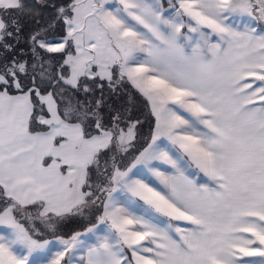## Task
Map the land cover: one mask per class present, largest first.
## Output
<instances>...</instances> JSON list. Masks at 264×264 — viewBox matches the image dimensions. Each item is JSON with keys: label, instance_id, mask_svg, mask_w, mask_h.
Instances as JSON below:
<instances>
[{"label": "snow or ice", "instance_id": "6c2138e0", "mask_svg": "<svg viewBox=\"0 0 264 264\" xmlns=\"http://www.w3.org/2000/svg\"><path fill=\"white\" fill-rule=\"evenodd\" d=\"M0 264H264V0H0Z\"/></svg>", "mask_w": 264, "mask_h": 264}, {"label": "trees", "instance_id": "16d2710c", "mask_svg": "<svg viewBox=\"0 0 264 264\" xmlns=\"http://www.w3.org/2000/svg\"><path fill=\"white\" fill-rule=\"evenodd\" d=\"M31 2V0L29 1ZM56 2H63V0H56ZM53 15L52 11L49 9H46L42 11L41 15L37 19H31L29 17H22L20 20V23L22 24V37H21V43L19 45L20 48L23 49L25 53L28 54V56L31 55L30 51V41H28L26 38L36 32L40 31L43 28L47 27L48 22L51 19V16ZM62 34V29L57 26L54 30H50L47 34L46 38H53L58 39V36ZM27 58V56L25 57ZM62 63V61H61ZM49 71H52L48 68ZM55 71L59 72V65H55ZM101 94L103 95V103L105 105L103 109V115L105 118V121L109 120L111 116L115 112H124L126 111V115L135 120L139 119L142 123V127L138 126L140 128V133L142 135L139 137V144H141L143 134H150V127L153 125V120H150L147 118L146 122H142V115L144 114L142 106L143 100L140 99L139 95L135 91L129 90V86L125 87L120 92H109L107 89L101 93L99 89H97L94 93L89 94L87 96V101L90 103H95L96 99H99ZM66 99H73L72 97H67ZM75 99H79L81 103L85 102V95L83 93L79 94L78 97H75ZM147 128L148 131L145 129ZM149 137V135H147ZM87 224H90L85 220L84 222L74 221L68 224H65L61 226L60 231L63 233H67L69 228L73 229L76 226H79L78 228H82L86 226Z\"/></svg>", "mask_w": 264, "mask_h": 264}, {"label": "rangeland", "instance_id": "374dc122", "mask_svg": "<svg viewBox=\"0 0 264 264\" xmlns=\"http://www.w3.org/2000/svg\"><path fill=\"white\" fill-rule=\"evenodd\" d=\"M29 1H30V0H29ZM164 3H165V7H167V0H164ZM61 35H62V34H61ZM61 35H60V36H61ZM60 36H58V39L60 38ZM47 39H49V40H53V38H47ZM49 69H51V67H49ZM129 90L134 91V90L131 88L130 85H129ZM139 97H140L141 100H143V104H142V106L144 107V109H143L144 114L142 115V117H143L142 122L145 123L146 120H147V118H148V119H150V120H153V124H154V117H151V116L149 115V107H148V105H147V102H146L141 96H139ZM142 126H143V125H142ZM145 129L148 131L147 128H145ZM147 135H149V134L144 133V134H143L142 141H141V144H138V145H137V147H139L140 150H142V148L145 147L146 144H147V142H148V138H149V137H148ZM134 155H138V152H134ZM132 158H133L132 156H129L126 160H121L120 163H122V164H129V163L131 162ZM193 171H196V174H197V176H198L199 181L202 180V179H205V178L207 177V176H205L204 174L199 173V172H198L197 170H195V169H193ZM141 176H150V173H147L146 170H144V171L141 172ZM153 179H154V178H153ZM154 182H156V181L154 180ZM91 226H92L91 224H87L86 226H84V227H82V228H78L79 226H76V227L73 228V229L69 228V230L67 231V233H63V232H61V234L64 235L65 238H67V237H68L69 235H71L72 233L77 232V231H79V232H84L85 229H86L87 227H91ZM51 238H52V237H49V239H51ZM89 242H91V241H89ZM80 256H81V253H77V257H76L77 261L80 259ZM65 259H67V257H66Z\"/></svg>", "mask_w": 264, "mask_h": 264}, {"label": "crops", "instance_id": "0c3cea01", "mask_svg": "<svg viewBox=\"0 0 264 264\" xmlns=\"http://www.w3.org/2000/svg\"><path fill=\"white\" fill-rule=\"evenodd\" d=\"M258 30H259V27H258ZM200 183H210V180L208 177H206L205 179H202L199 181Z\"/></svg>", "mask_w": 264, "mask_h": 264}]
</instances>
